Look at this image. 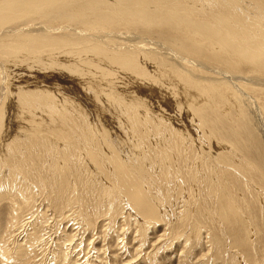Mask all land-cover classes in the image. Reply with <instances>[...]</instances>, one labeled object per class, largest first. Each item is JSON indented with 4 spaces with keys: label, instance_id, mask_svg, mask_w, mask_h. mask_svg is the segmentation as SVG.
<instances>
[{
    "label": "bare ground",
    "instance_id": "6f19581e",
    "mask_svg": "<svg viewBox=\"0 0 264 264\" xmlns=\"http://www.w3.org/2000/svg\"><path fill=\"white\" fill-rule=\"evenodd\" d=\"M259 1L0 0V202L34 223L22 249L43 241L45 217L29 213L39 198L61 215L113 216L127 203L147 228L167 215L164 188L181 209L176 233L200 243L202 231L222 232L229 264L254 252L249 227L262 231L264 205L245 201L263 199L264 176L245 162L264 112Z\"/></svg>",
    "mask_w": 264,
    "mask_h": 264
},
{
    "label": "rangeland",
    "instance_id": "374dc122",
    "mask_svg": "<svg viewBox=\"0 0 264 264\" xmlns=\"http://www.w3.org/2000/svg\"><path fill=\"white\" fill-rule=\"evenodd\" d=\"M259 2L263 3L264 1L262 0ZM15 71L16 76H19L17 82L21 85L28 84H25V81L27 80H30L31 82V79L26 76L28 73L26 70ZM39 76H44V74ZM39 79L41 81L43 78L39 77ZM47 84L48 83L45 82L42 85L46 86ZM144 90H146V88ZM176 90L180 93L183 92L179 87ZM146 91L147 94L150 93L148 92L149 89ZM178 98L181 97L179 96ZM171 99L172 101H168L167 105L164 104V110L176 107V98L171 95ZM182 99L183 98L179 101L184 108L186 102ZM8 101L9 100H5L3 106L4 111L6 109L7 113L9 112V106L7 105L10 103ZM158 101L159 99L154 102ZM16 109L18 110L14 104L13 107H10V115H12L13 119L14 116L16 117ZM253 112V117H256ZM179 116L180 115H178V117ZM257 118L256 120L254 118L253 125H251V131L253 132L251 136L252 141L250 139L248 145L249 150L246 151L252 156L253 159L251 160H254V163L248 160L246 156L245 158L250 162L244 159V157L243 160L247 161L245 163L250 164L254 168V171H259L264 176V112L261 121L260 119L258 121ZM10 124L13 126L14 122ZM261 129L263 131H260ZM9 134L11 135L8 138L11 140L16 136L17 132L14 131ZM212 152L213 154L216 152L215 147ZM240 154H243L244 156V152H241ZM212 176L215 178L214 175ZM208 178L212 179L211 176ZM241 178L242 177L237 180L235 187L238 189L236 195H240L241 198H243L245 190L242 191L239 185L243 187V185L246 184V181L245 179L243 181V178ZM259 186L264 190L262 185ZM193 189H195V185L193 186ZM175 192L176 189L174 194L172 193L173 196H175ZM167 194L168 192L164 188H162L159 193L157 190V195H159V198L163 203L161 204L159 202V210L161 214H167L168 216L165 215L157 225H148V230L146 227H141L143 221L140 216H133V214H130L131 216L129 215V212L131 211L130 209H127V203L122 205L120 212L117 211L113 216L98 214L95 207L84 209L83 212L87 211L90 213V216L86 220L85 216H83V212L82 214L75 213L80 211L79 207L76 208L78 211L74 209L69 211L70 213L67 212L61 215L58 211L54 213L53 203H47L43 198H39L38 203L35 204L36 209L35 207L33 210L30 209L32 211L29 213L33 212L34 214H37L39 212L38 215H44L46 221L44 219L39 220L41 221V224H38V226L43 225L44 239L42 238L41 241H43L41 243L30 249H22V243L25 240V236L27 232H30L32 229L30 225L34 224H25L24 226V222H31V220H26L27 216H29L28 212L24 214L23 217H25V220L22 223L20 220L13 221V215L11 213L12 207L10 203L0 202V264H55V262L56 264H229L227 263V260L232 253L228 250L230 249V242H224L223 237L220 234L222 232L215 230L212 231L211 229L207 231L208 233L202 231L204 233H202V241L200 240V243L188 238L184 233L183 235L182 233H176L177 231L173 229V224L177 222L176 216L181 209L178 213L174 212V206L177 203V200H170L167 197ZM260 201H262V203ZM245 203L251 211L255 207H260L261 209L264 205V195L262 200L257 199L256 202L245 201ZM39 204L41 206H39ZM188 209H195V207H189ZM9 212L11 215H9ZM247 217L248 216L245 214L246 220L249 221ZM33 220H35L34 217L32 218V221ZM22 224L23 228L20 229L19 226ZM261 229L262 231L260 232L257 225L249 227L251 233L250 240L254 244V252L248 254L249 251L247 250V247L241 249L239 251L241 253L237 254L241 264H264L263 225ZM215 234H217L221 240V243L216 246L214 244ZM232 249L234 253H237L238 250L234 249V247H232ZM242 250L246 252L244 256L242 255ZM219 253H223V255L220 256ZM248 255L251 257V260H249L250 258H248ZM243 258H245V260ZM231 263L234 264L232 261Z\"/></svg>",
    "mask_w": 264,
    "mask_h": 264
}]
</instances>
